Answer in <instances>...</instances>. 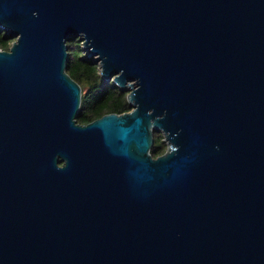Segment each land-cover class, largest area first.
Here are the masks:
<instances>
[{
  "label": "water",
  "instance_id": "water-1",
  "mask_svg": "<svg viewBox=\"0 0 264 264\" xmlns=\"http://www.w3.org/2000/svg\"><path fill=\"white\" fill-rule=\"evenodd\" d=\"M0 30V264H264V0H0ZM73 35L129 108L76 120Z\"/></svg>",
  "mask_w": 264,
  "mask_h": 264
},
{
  "label": "trees",
  "instance_id": "trees-1",
  "mask_svg": "<svg viewBox=\"0 0 264 264\" xmlns=\"http://www.w3.org/2000/svg\"><path fill=\"white\" fill-rule=\"evenodd\" d=\"M11 39L12 36L0 30V47L7 48ZM66 45L68 54L65 68L81 86L77 121L84 122L106 111H121L130 107L126 90L119 88L111 78H101L98 65L91 57L84 55L78 35L68 37ZM153 137L150 151L157 154L163 149L164 141L160 132H155Z\"/></svg>",
  "mask_w": 264,
  "mask_h": 264
},
{
  "label": "flooded vegetation",
  "instance_id": "flooded-vegetation-1",
  "mask_svg": "<svg viewBox=\"0 0 264 264\" xmlns=\"http://www.w3.org/2000/svg\"><path fill=\"white\" fill-rule=\"evenodd\" d=\"M155 132H160V133H161L160 130H154V131H153V135H154ZM161 135H162V133H161ZM153 138H154V137H153ZM162 139H163V135H162ZM163 141H164V139H163ZM165 145H166V143H165V141H164L163 149L165 148ZM163 149H162V150H163ZM162 150H161V151H162ZM161 151H160V152H161Z\"/></svg>",
  "mask_w": 264,
  "mask_h": 264
}]
</instances>
